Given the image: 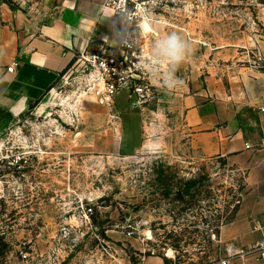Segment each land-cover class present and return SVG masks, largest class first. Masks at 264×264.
<instances>
[{"label": "rangeland", "instance_id": "rangeland-1", "mask_svg": "<svg viewBox=\"0 0 264 264\" xmlns=\"http://www.w3.org/2000/svg\"><path fill=\"white\" fill-rule=\"evenodd\" d=\"M48 2L0 0V27L42 22ZM148 18L152 31L142 33L140 22L137 30L154 54L172 32L190 51L180 64L153 59L151 92L131 110L132 136L124 125L116 132L114 107L75 91L72 63L0 132V264H90L93 233L98 264H204L217 256L211 234L233 216L244 170L193 146L183 99H206L213 84L238 86L264 71L254 65L264 59V0H160ZM127 94L114 98L124 121ZM130 137L141 146L118 149ZM79 201L92 207L91 224L80 220Z\"/></svg>", "mask_w": 264, "mask_h": 264}, {"label": "crops", "instance_id": "crops-1", "mask_svg": "<svg viewBox=\"0 0 264 264\" xmlns=\"http://www.w3.org/2000/svg\"><path fill=\"white\" fill-rule=\"evenodd\" d=\"M103 2L49 0L42 22L22 20L14 30L0 27V132L42 99L77 53L96 43H112ZM12 62L14 71H6ZM241 81L238 86L213 84L206 99L197 93L185 96L183 104L193 146L203 156L223 157L228 166L244 170V192L216 236L222 244L250 249L264 239V117L257 110L264 96V71H254ZM132 108L130 104L124 121L114 105V117L121 120L117 133L125 128L132 136L128 127L134 118ZM117 145L126 151L141 146L132 137ZM142 263L164 264L162 258ZM235 264H264V260L249 252Z\"/></svg>", "mask_w": 264, "mask_h": 264}, {"label": "built area", "instance_id": "built-area-1", "mask_svg": "<svg viewBox=\"0 0 264 264\" xmlns=\"http://www.w3.org/2000/svg\"><path fill=\"white\" fill-rule=\"evenodd\" d=\"M160 0H104L103 9L109 11L111 44L96 43L77 53L68 69V77L74 74L72 84L79 95L93 97L94 101L106 107H114V98L122 90H127L133 108L138 107L151 92L148 74L153 65L154 53L146 38L148 33L137 30L139 22L148 18L151 8ZM69 64V65H70ZM255 66L264 69V59L254 60ZM16 62L6 66L13 72ZM264 117V96L257 107ZM1 199V193H0ZM83 224H91L92 207L79 201ZM96 246L90 250L87 262L98 264V234L93 233ZM212 238L217 237L215 233ZM218 254L204 264H235L237 258L254 252L258 259L264 260V239L250 249H238L232 243H220ZM153 254V251H149ZM169 257L167 253L164 255ZM119 264V263H118ZM176 264V263H175ZM177 264H185L178 262Z\"/></svg>", "mask_w": 264, "mask_h": 264}, {"label": "clouds", "instance_id": "clouds-1", "mask_svg": "<svg viewBox=\"0 0 264 264\" xmlns=\"http://www.w3.org/2000/svg\"><path fill=\"white\" fill-rule=\"evenodd\" d=\"M188 51L189 44L178 33L172 32L157 41L153 59H164L170 63L180 64Z\"/></svg>", "mask_w": 264, "mask_h": 264}, {"label": "bare ground", "instance_id": "bare-ground-1", "mask_svg": "<svg viewBox=\"0 0 264 264\" xmlns=\"http://www.w3.org/2000/svg\"><path fill=\"white\" fill-rule=\"evenodd\" d=\"M140 26H141V29L144 33H148L150 31H152V28H151V23L144 19L141 23H140Z\"/></svg>", "mask_w": 264, "mask_h": 264}, {"label": "trees", "instance_id": "trees-1", "mask_svg": "<svg viewBox=\"0 0 264 264\" xmlns=\"http://www.w3.org/2000/svg\"><path fill=\"white\" fill-rule=\"evenodd\" d=\"M33 106H34V105H30V108H32ZM230 219H231V218H230ZM230 219H228V220H230ZM228 220H227V221H228Z\"/></svg>", "mask_w": 264, "mask_h": 264}]
</instances>
